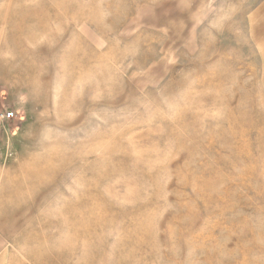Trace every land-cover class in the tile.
<instances>
[{
	"label": "rangeland",
	"instance_id": "rangeland-1",
	"mask_svg": "<svg viewBox=\"0 0 264 264\" xmlns=\"http://www.w3.org/2000/svg\"><path fill=\"white\" fill-rule=\"evenodd\" d=\"M263 5L0 0V264H264Z\"/></svg>",
	"mask_w": 264,
	"mask_h": 264
},
{
	"label": "built area",
	"instance_id": "built-area-1",
	"mask_svg": "<svg viewBox=\"0 0 264 264\" xmlns=\"http://www.w3.org/2000/svg\"><path fill=\"white\" fill-rule=\"evenodd\" d=\"M15 115L14 111L12 109L10 110H0V121L2 120H10Z\"/></svg>",
	"mask_w": 264,
	"mask_h": 264
},
{
	"label": "crops",
	"instance_id": "crops-1",
	"mask_svg": "<svg viewBox=\"0 0 264 264\" xmlns=\"http://www.w3.org/2000/svg\"><path fill=\"white\" fill-rule=\"evenodd\" d=\"M264 6V5H263ZM261 9V8H260ZM256 10V9H255ZM260 11V10H259ZM259 11L257 12V14L259 13Z\"/></svg>",
	"mask_w": 264,
	"mask_h": 264
}]
</instances>
